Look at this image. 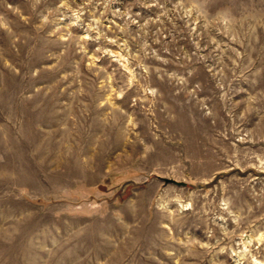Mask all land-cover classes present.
<instances>
[{"label": "rangeland", "instance_id": "1", "mask_svg": "<svg viewBox=\"0 0 264 264\" xmlns=\"http://www.w3.org/2000/svg\"><path fill=\"white\" fill-rule=\"evenodd\" d=\"M0 264H264V0H0Z\"/></svg>", "mask_w": 264, "mask_h": 264}, {"label": "bare ground", "instance_id": "2", "mask_svg": "<svg viewBox=\"0 0 264 264\" xmlns=\"http://www.w3.org/2000/svg\"><path fill=\"white\" fill-rule=\"evenodd\" d=\"M252 236L250 235V234H246V235H244V237H243V241L246 243V244H250L251 243V241H252Z\"/></svg>", "mask_w": 264, "mask_h": 264}]
</instances>
